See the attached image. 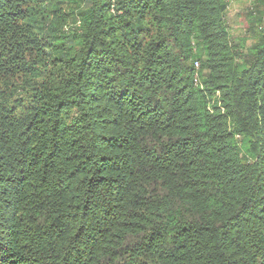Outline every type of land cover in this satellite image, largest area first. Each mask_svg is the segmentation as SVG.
<instances>
[{
    "label": "trees",
    "instance_id": "16d2710c",
    "mask_svg": "<svg viewBox=\"0 0 264 264\" xmlns=\"http://www.w3.org/2000/svg\"><path fill=\"white\" fill-rule=\"evenodd\" d=\"M226 9L0 0V264H264V0L246 52Z\"/></svg>",
    "mask_w": 264,
    "mask_h": 264
},
{
    "label": "rangeland",
    "instance_id": "374dc122",
    "mask_svg": "<svg viewBox=\"0 0 264 264\" xmlns=\"http://www.w3.org/2000/svg\"><path fill=\"white\" fill-rule=\"evenodd\" d=\"M254 0H227V22L229 26V31L232 37H235V40L239 39V36H245V46L242 49L244 52H246V48L252 44L254 39H251L248 34L244 32V29L242 28V18L239 17L237 10L241 11L242 8L245 5L250 4ZM194 39H192V45H194ZM194 51L196 52V44L195 47H193ZM200 66V65H199ZM199 68V67H198ZM216 96L218 97L219 94L216 93Z\"/></svg>",
    "mask_w": 264,
    "mask_h": 264
},
{
    "label": "built area",
    "instance_id": "2783aa9c",
    "mask_svg": "<svg viewBox=\"0 0 264 264\" xmlns=\"http://www.w3.org/2000/svg\"><path fill=\"white\" fill-rule=\"evenodd\" d=\"M195 66L199 67V61H195Z\"/></svg>",
    "mask_w": 264,
    "mask_h": 264
},
{
    "label": "crops",
    "instance_id": "0c3cea01",
    "mask_svg": "<svg viewBox=\"0 0 264 264\" xmlns=\"http://www.w3.org/2000/svg\"><path fill=\"white\" fill-rule=\"evenodd\" d=\"M239 10H237V12H238Z\"/></svg>",
    "mask_w": 264,
    "mask_h": 264
}]
</instances>
